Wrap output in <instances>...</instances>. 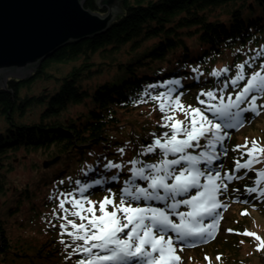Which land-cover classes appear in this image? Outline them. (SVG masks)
Returning a JSON list of instances; mask_svg holds the SVG:
<instances>
[{
	"label": "trees",
	"instance_id": "trees-1",
	"mask_svg": "<svg viewBox=\"0 0 264 264\" xmlns=\"http://www.w3.org/2000/svg\"><path fill=\"white\" fill-rule=\"evenodd\" d=\"M121 1L122 13L107 29L70 41L30 75L9 76L6 85L0 86V195L6 197L0 202V264H76L82 256L67 258L72 249L66 252L60 240L70 239L60 236L59 223L47 225L42 238L33 243L14 232L27 228L21 215L29 212L38 217L52 212L58 204L50 198L53 193L72 190L77 180H105L86 193L93 201L105 197L109 188L119 198L131 165L118 172L104 169L107 161L139 159L146 163L160 158L158 152L138 155L143 146L152 143L153 133L165 131L158 125L161 113L155 109L156 102L135 103L144 90L180 79L181 98L199 105L198 94L217 83L209 75L214 69H232L220 79L230 78L236 64L264 50V0ZM84 6L107 11L97 0H84ZM262 59L246 67V74L259 67ZM51 60L74 64L57 77L46 71ZM195 68L202 73L198 80ZM105 73L106 80L92 83ZM40 77L60 83L35 92ZM163 90L156 88L153 94ZM227 91H233L232 87ZM76 104H83L85 110L71 115L70 108ZM245 119L253 134L250 139L264 147V130L257 126L258 119L251 113H245ZM242 132L231 130L225 142L228 153L224 163L220 162L224 172L231 170L232 157L244 150L232 151ZM121 147L125 148L123 156L117 152ZM19 152L57 160L48 166L35 163L37 176L12 188L9 173L15 169ZM117 174L119 179L111 181ZM242 184V178L233 181L231 192H240ZM52 219L56 221L53 215Z\"/></svg>",
	"mask_w": 264,
	"mask_h": 264
},
{
	"label": "snow or ice",
	"instance_id": "snow-or-ice-1",
	"mask_svg": "<svg viewBox=\"0 0 264 264\" xmlns=\"http://www.w3.org/2000/svg\"><path fill=\"white\" fill-rule=\"evenodd\" d=\"M258 58H264V50L236 64L235 75L223 80L220 78L232 69H214L209 75L220 86L198 94L197 102L203 107L182 103L183 93L178 91L182 86L180 79L152 84L144 90L135 103L156 102L155 109L161 113L158 125L165 131L159 135L153 133L152 143L143 146L138 155L158 152L160 158L156 163L132 159L124 163L107 161L103 165L106 170L118 172L131 165L130 177L120 189L119 203L110 188L101 201H93L86 195L103 185L104 179H94L91 183L77 180L72 190L53 193L50 198L58 201L53 218L60 221V236L70 238L69 242L60 240L66 252L72 249L67 253L68 259L73 255L82 256L76 264H181L178 250L215 238L222 218L220 209L228 207L220 197L227 194L229 183L242 178L237 173L243 169L246 176L264 157V147L253 140L249 148L246 139L244 145L232 149L246 151L240 152L231 172L222 174L223 165L214 166L227 154L225 142L230 139V131L239 130L246 123L245 113L258 116L264 109V104L257 103L264 99V59L259 70L250 74L245 71ZM193 72L197 80L202 75L198 68ZM230 86L233 93L225 96ZM156 88L165 90L153 94ZM178 112L184 116L183 120L177 117ZM117 152L123 156L125 148ZM255 176L253 185L246 186L244 191L257 201L264 200V170L256 171ZM118 179V174L111 177L113 182ZM137 180L144 181L146 186H140ZM233 192L239 190L233 189ZM149 202H159L163 207H153ZM181 206L187 211H179ZM242 234L255 235L247 230ZM255 238L260 240L258 236Z\"/></svg>",
	"mask_w": 264,
	"mask_h": 264
},
{
	"label": "rangeland",
	"instance_id": "rangeland-1",
	"mask_svg": "<svg viewBox=\"0 0 264 264\" xmlns=\"http://www.w3.org/2000/svg\"><path fill=\"white\" fill-rule=\"evenodd\" d=\"M73 64L74 63L71 61L62 62L57 60H51L50 64L46 67V71L52 72L57 77H62L67 73V71L70 70ZM255 70H259V67L257 66L254 67L253 70L250 71V73ZM107 78H108V74L105 73L93 79L92 83L104 81ZM59 83H60L59 81H56L53 78L45 79L43 77H40L38 78V81L36 82L33 91L37 92L43 86H47L48 88H54L57 87ZM219 86L220 85L217 82L215 86L207 87L204 91L206 92L210 89L218 88ZM229 93H233V91ZM229 93L228 91H226L225 96H227ZM181 100L182 103L186 106L191 105L193 107H202V105L188 104L185 102V99L183 98H181ZM257 103L264 104V99L261 100L259 99ZM83 110H85L83 104H76L70 108L69 112L71 115H75L76 113ZM176 115L179 119L181 120L184 119V116L181 113L178 112ZM255 117L258 119V122H256L257 126L260 129H262L263 127L264 130V109L261 110L260 115L258 116L255 115ZM247 127L248 124L245 123L244 126L237 131H243L242 135H240L239 137L240 138L239 140H241L239 145H244L245 140L247 139L248 147L250 148L252 146L251 142L253 141L252 139H250V137H252L253 134L251 133L252 132L251 128H247ZM260 146L262 147L261 143ZM243 151H246V149H244ZM18 155L19 157L15 159V169L9 173V177H10L9 185L12 188L21 183H27L28 181L31 182L38 174V167L35 166V163L38 166H40L45 162L44 156L39 153H31L26 155L23 152H19ZM224 157L226 156H223L221 160L216 161V164L214 166L221 165L220 162H223ZM239 157L240 155H234L232 157L233 160L231 161L232 162L231 170L229 172L233 170L234 161ZM172 158L174 157L171 156L170 159ZM246 159L247 156L244 157V160ZM158 160L159 159H154L153 161L146 163H156ZM261 160H262L261 163L254 165V171H249L247 173L246 178L244 174L245 170L242 169L239 173H237V175L242 177L243 180V184L241 186L242 190L240 192L238 193L231 192V188H232L231 184L233 183V181L228 184L227 194L225 196L220 197L221 201L228 204V207L226 210L220 209V211H222V218L220 219L218 231L215 238L209 240V242L205 244H201L196 247H190V248L186 247L183 249V251L178 250L177 255L181 257V264H264V243H261V241H264V200L257 201L249 197L244 191L246 186L253 185V182L256 178L255 172L264 170V157H261ZM200 167L203 168L204 165L202 164L200 165ZM223 173L224 171L222 170V174ZM129 177L126 178V180H128ZM239 180H234V181H239ZM137 183L140 186H146L144 181L137 180ZM123 186L124 185H122L120 189ZM112 192L115 193L114 190H112ZM5 198H6L5 196L0 195V202H2ZM103 198H100L97 201H101L103 200ZM178 199H180V197H178ZM245 200L248 202L247 203L238 202ZM116 202L119 203L118 195H116ZM143 203L144 202L141 201V204ZM149 203L153 207H163V205L160 204L159 202H149ZM65 206L70 207L67 204ZM109 210H111V207H109ZM179 211H187V209L184 206H181ZM245 211L247 214L242 215V213H244ZM52 212L46 213L38 217H36L34 214H31L29 212H25L24 214L21 215V218L24 219L27 228L23 230L15 228L14 229L15 234L22 235L26 237L27 240L32 241L33 243L38 242L42 238L47 225H50L49 221H52V224L59 223L58 225L60 227V221L57 220L54 221L52 219ZM97 214L99 215V213ZM69 218L71 219V217ZM173 218L175 219V217ZM77 223H79L78 220ZM229 229H232L233 231L228 232L227 230ZM246 230L248 232L254 233L255 235L254 236L243 235L242 233H244ZM237 233H241V234H237ZM256 236H258L260 240H257L255 238ZM67 238L69 237L67 236ZM258 248L260 250H257ZM217 256L220 257L219 260L217 259ZM205 257H207L208 259H206ZM18 264H24V263L18 262Z\"/></svg>",
	"mask_w": 264,
	"mask_h": 264
},
{
	"label": "water",
	"instance_id": "water-1",
	"mask_svg": "<svg viewBox=\"0 0 264 264\" xmlns=\"http://www.w3.org/2000/svg\"><path fill=\"white\" fill-rule=\"evenodd\" d=\"M97 3L106 13L86 8L84 0H0V86L9 75H30L70 41L104 31L122 13L121 0Z\"/></svg>",
	"mask_w": 264,
	"mask_h": 264
}]
</instances>
